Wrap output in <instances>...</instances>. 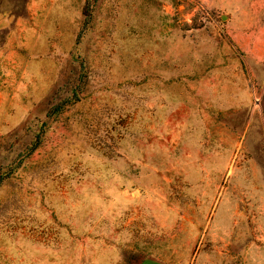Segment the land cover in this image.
Listing matches in <instances>:
<instances>
[{
  "label": "rangeland",
  "instance_id": "1",
  "mask_svg": "<svg viewBox=\"0 0 264 264\" xmlns=\"http://www.w3.org/2000/svg\"><path fill=\"white\" fill-rule=\"evenodd\" d=\"M264 264V0H0V264Z\"/></svg>",
  "mask_w": 264,
  "mask_h": 264
},
{
  "label": "crops",
  "instance_id": "2",
  "mask_svg": "<svg viewBox=\"0 0 264 264\" xmlns=\"http://www.w3.org/2000/svg\"><path fill=\"white\" fill-rule=\"evenodd\" d=\"M140 264H162V263L156 262L155 260H145L143 262H140Z\"/></svg>",
  "mask_w": 264,
  "mask_h": 264
}]
</instances>
